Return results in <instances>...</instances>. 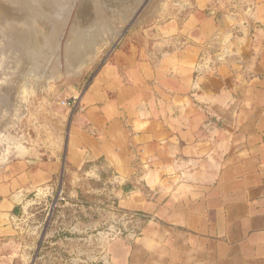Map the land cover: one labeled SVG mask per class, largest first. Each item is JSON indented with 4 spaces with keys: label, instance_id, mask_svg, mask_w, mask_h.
<instances>
[{
    "label": "crops",
    "instance_id": "crops-1",
    "mask_svg": "<svg viewBox=\"0 0 264 264\" xmlns=\"http://www.w3.org/2000/svg\"><path fill=\"white\" fill-rule=\"evenodd\" d=\"M239 1L153 7L120 41L62 145L0 172V256L31 194L80 208L107 173L116 210L141 222L109 264H264V0Z\"/></svg>",
    "mask_w": 264,
    "mask_h": 264
},
{
    "label": "rangeland",
    "instance_id": "rangeland-1",
    "mask_svg": "<svg viewBox=\"0 0 264 264\" xmlns=\"http://www.w3.org/2000/svg\"><path fill=\"white\" fill-rule=\"evenodd\" d=\"M47 1L0 0V6L18 5L16 9L29 11L35 18L33 33L20 45L22 37L8 35L10 29L2 28L5 20L0 16L2 44L21 50L20 70L0 92V172L12 160L43 157L62 145L78 107L75 98L97 68L127 34L138 30L153 7L177 4L175 0H56L63 8L53 11ZM233 4L244 7L239 0ZM68 46L85 52L80 70L65 73L64 63L53 70ZM109 179L107 173L101 180L90 179L80 208L62 190L31 194L29 206L14 210L16 230L3 242L0 264H109L107 251L112 241L141 226L140 218L132 221L116 210Z\"/></svg>",
    "mask_w": 264,
    "mask_h": 264
},
{
    "label": "bare ground",
    "instance_id": "bare-ground-1",
    "mask_svg": "<svg viewBox=\"0 0 264 264\" xmlns=\"http://www.w3.org/2000/svg\"><path fill=\"white\" fill-rule=\"evenodd\" d=\"M56 3H57L56 0H49L46 2V6L49 9L52 8L53 11L62 10V8H63L62 5L60 6L59 3L58 4H56ZM5 4L0 6V16H3L4 20H5V27H2V28L5 29V28L9 27L10 30H9L8 35H10V36L20 35L22 37V39H21L22 41H19L18 43L21 45V42H23V40L28 41L30 35L33 33V31H34L33 30V24L35 22V18H33L32 14L29 11H26L24 9H16V7H18V5L16 7H13L14 5L12 6L9 3V6L6 7ZM4 5H5V7H4ZM14 26H18V27L16 28ZM2 28L0 26V33L1 34L3 33ZM98 37H100V36H98ZM10 43H12V42H10ZM6 46H4V44H2V40H0V92H2L6 88L5 86H7V84L9 86L12 76L14 74H18V72L20 70L19 69L20 68V62H21L20 47L19 48L12 47L13 46V44H12L11 47H9V49H7ZM81 47H79V49H81ZM54 51L57 52V50H54ZM55 52H54V54H55ZM52 53H53V51H52ZM58 53L60 54L61 52H58ZM84 53L85 52L83 51V54ZM83 54H82L81 50L80 51L77 50L76 47H70V46L65 47L64 56L60 55V57L61 56L63 57V58H61L62 60L57 58V60L58 59L59 60L55 62V60H56L55 59L54 60L55 63L53 65L55 67H53L51 65L52 69L57 68L58 66H59L58 68L61 69L60 64L64 63V66L66 67L65 73H67V72L69 73L70 71L78 72L80 70V66L82 65L81 63L84 60ZM58 57H59V55H58ZM49 58H50V56H49ZM51 58H52V56H51ZM54 58L55 57H53L52 59H54ZM45 59H48V57ZM48 61H49V59L46 60L47 65H48V63L50 64V62H48ZM51 62H52V60H51ZM2 63H4L3 66H1ZM58 68H57V70H58ZM58 74H59V72H58ZM5 104L8 105V103H6V102L4 103V105Z\"/></svg>",
    "mask_w": 264,
    "mask_h": 264
},
{
    "label": "built area",
    "instance_id": "built-area-1",
    "mask_svg": "<svg viewBox=\"0 0 264 264\" xmlns=\"http://www.w3.org/2000/svg\"><path fill=\"white\" fill-rule=\"evenodd\" d=\"M129 217V219L131 220L132 218H134V216L133 215H131V216H128Z\"/></svg>",
    "mask_w": 264,
    "mask_h": 264
}]
</instances>
